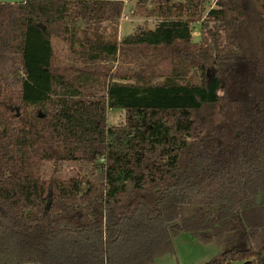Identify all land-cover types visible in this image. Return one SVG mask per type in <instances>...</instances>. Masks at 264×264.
I'll use <instances>...</instances> for the list:
<instances>
[{"label":"trees","instance_id":"obj_1","mask_svg":"<svg viewBox=\"0 0 264 264\" xmlns=\"http://www.w3.org/2000/svg\"><path fill=\"white\" fill-rule=\"evenodd\" d=\"M150 1L155 25L120 39L121 0L0 1L17 264H151L181 232L221 246L204 264H264V0H216L198 41L204 0Z\"/></svg>","mask_w":264,"mask_h":264},{"label":"rangeland","instance_id":"obj_2","mask_svg":"<svg viewBox=\"0 0 264 264\" xmlns=\"http://www.w3.org/2000/svg\"><path fill=\"white\" fill-rule=\"evenodd\" d=\"M1 2L16 3L22 0H0ZM122 11L118 18V39L130 34L136 27H153L155 17L151 14L152 3L150 0H121ZM216 0L203 1V13L200 21L193 24V38L198 41L199 27L209 8L215 7ZM103 30L109 31V20L102 23ZM98 31L99 27L97 28ZM55 52L63 62L67 61L68 42L63 39L53 38ZM16 59V58H15ZM114 66H119L118 61H111ZM8 75V79L17 78ZM125 112L121 108H109L106 110V123L108 125H120L123 123ZM174 254H165L156 258L151 264H204L221 250L220 245L211 240L202 242L192 237L188 232H181L173 237ZM0 264H17L16 240L11 237L9 231L0 226Z\"/></svg>","mask_w":264,"mask_h":264}]
</instances>
